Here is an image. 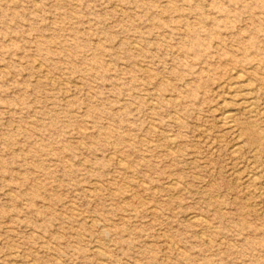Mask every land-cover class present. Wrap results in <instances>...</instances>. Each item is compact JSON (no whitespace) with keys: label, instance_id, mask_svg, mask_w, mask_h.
<instances>
[{"label":"rangeland","instance_id":"rangeland-1","mask_svg":"<svg viewBox=\"0 0 264 264\" xmlns=\"http://www.w3.org/2000/svg\"><path fill=\"white\" fill-rule=\"evenodd\" d=\"M263 175L264 0H0V264H264Z\"/></svg>","mask_w":264,"mask_h":264},{"label":"bare ground","instance_id":"bare-ground-1","mask_svg":"<svg viewBox=\"0 0 264 264\" xmlns=\"http://www.w3.org/2000/svg\"><path fill=\"white\" fill-rule=\"evenodd\" d=\"M233 76H235V78H236V80H241L242 79V77L243 76H241L240 74H238V72L237 73H234V75ZM243 78H245V77H243ZM243 83H246V82H240V83H235L236 85L234 86V87H232L230 90H231V93L232 94H238V93H242L243 95H241V97H243V100H246V98L245 97H247L249 94H246L245 93V88H246V86L247 85H244ZM249 83V82H248ZM248 91V90H247ZM250 92H252V91H250ZM228 93V92H227ZM230 93V92H229ZM228 93V94H229ZM231 94V95H232ZM240 97V96H239ZM233 99V98H232ZM241 99V98H240ZM252 99V98H251ZM256 99V98H255ZM242 100V99H241ZM240 100V101H241ZM222 102H224V101H222ZM240 103V102H239ZM241 103H243V102H241ZM246 103V102H245ZM252 103H253V101H252ZM241 105V104H240ZM250 105V104H249ZM251 106L252 105H250L248 108H250V110L252 109L251 108ZM257 108V107H256ZM246 109V108H245ZM247 110V109H246ZM255 110V109H254ZM226 111V110H225ZM252 114V113H251ZM234 122H235V116H234V114H232V113H230V112H225L223 115H222V124L226 127V128H232L233 127V124H234ZM234 128V127H233ZM232 128V129H233ZM231 129V130H232ZM240 148V147H239ZM238 147H237V149H239ZM236 150V149H235ZM234 150V151H235ZM235 153V152H234ZM259 176V175H258ZM264 176V175H263ZM254 182H255V180L253 181V185H254ZM261 183V182H260ZM195 219V218H194Z\"/></svg>","mask_w":264,"mask_h":264}]
</instances>
